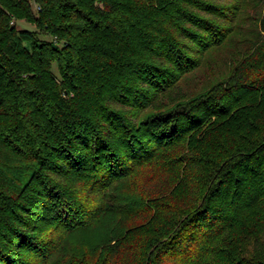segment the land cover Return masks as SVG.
Returning <instances> with one entry per match:
<instances>
[{"label": "trees", "instance_id": "1", "mask_svg": "<svg viewBox=\"0 0 264 264\" xmlns=\"http://www.w3.org/2000/svg\"><path fill=\"white\" fill-rule=\"evenodd\" d=\"M0 264H264V0H0Z\"/></svg>", "mask_w": 264, "mask_h": 264}, {"label": "rangeland", "instance_id": "2", "mask_svg": "<svg viewBox=\"0 0 264 264\" xmlns=\"http://www.w3.org/2000/svg\"><path fill=\"white\" fill-rule=\"evenodd\" d=\"M251 10V9H250ZM254 24V23H253ZM18 26L21 28L32 29L34 26L32 24L26 23L24 21H20ZM253 25L248 24V28H251ZM245 35H242V37ZM241 44L239 45V47ZM238 46L236 49L239 48ZM226 49V48H225ZM219 50L210 54V57L207 59V63L204 65L203 69L200 70L201 76L203 78H208L210 76L214 77L217 74H223V71L228 70L230 67V63H228V58L231 53H233L236 49H227V50ZM55 72L57 76H59L58 70L55 67ZM206 80V79H204Z\"/></svg>", "mask_w": 264, "mask_h": 264}]
</instances>
